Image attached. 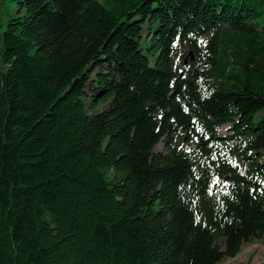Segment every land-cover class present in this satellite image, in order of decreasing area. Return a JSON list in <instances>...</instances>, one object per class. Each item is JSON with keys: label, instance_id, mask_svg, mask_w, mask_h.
<instances>
[{"label": "trees", "instance_id": "1", "mask_svg": "<svg viewBox=\"0 0 264 264\" xmlns=\"http://www.w3.org/2000/svg\"><path fill=\"white\" fill-rule=\"evenodd\" d=\"M8 2L0 264H221L264 239V0Z\"/></svg>", "mask_w": 264, "mask_h": 264}, {"label": "rangeland", "instance_id": "2", "mask_svg": "<svg viewBox=\"0 0 264 264\" xmlns=\"http://www.w3.org/2000/svg\"><path fill=\"white\" fill-rule=\"evenodd\" d=\"M14 12V3L8 2L0 8V36L5 30L7 22V13ZM261 23L264 25V17L261 18ZM144 36L147 35L146 32L143 33ZM0 47H1V37H0ZM106 105H103L100 110H103ZM228 126L223 127L221 131L227 133ZM155 152L160 153L164 151L163 143L156 146ZM221 264H264V239H254L250 242L244 244L241 253L234 259H227Z\"/></svg>", "mask_w": 264, "mask_h": 264}]
</instances>
